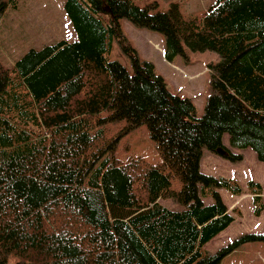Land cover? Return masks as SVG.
<instances>
[{"label":"trees","instance_id":"trees-1","mask_svg":"<svg viewBox=\"0 0 264 264\" xmlns=\"http://www.w3.org/2000/svg\"><path fill=\"white\" fill-rule=\"evenodd\" d=\"M63 9L76 40L29 49L12 74L0 64V264H219L242 244L264 243L263 230L204 252L234 220L219 188L243 189L201 170L204 150L243 160L225 134L264 162V0H213L195 17L177 4L153 11L132 0H65ZM121 19L161 34L167 61L218 54L201 116L139 56ZM114 41L129 69L109 59ZM141 125L160 162L136 172L141 157L122 165L116 145ZM247 188L259 216L262 186L249 180Z\"/></svg>","mask_w":264,"mask_h":264},{"label":"rangeland","instance_id":"rangeland-1","mask_svg":"<svg viewBox=\"0 0 264 264\" xmlns=\"http://www.w3.org/2000/svg\"><path fill=\"white\" fill-rule=\"evenodd\" d=\"M65 0H0V64L12 74V68L29 49H40L45 45L61 40L74 41L77 36L66 16L63 4ZM138 6L150 5L153 11H164L171 4H177L184 17L199 16L213 0H132ZM1 3L5 7L1 8ZM104 23L108 21L106 13L100 14ZM127 40L133 45L141 58L151 61L157 72L164 77L170 92L189 97L196 108V116L203 114L205 103L213 93L210 85L211 64L219 61L214 51L191 52L186 56H176L171 61L164 57V37L156 32L138 28L125 19L120 21ZM109 59L118 60L129 69L128 58L122 53L117 42L112 43ZM123 122L108 124L102 141L110 140L123 125ZM226 148L232 152H241L243 160L231 162L220 154L204 150L201 170L213 176L236 180L243 189L240 196L233 195L224 188H219L224 203L228 206L233 222L220 234L205 244V253H213L238 237L247 233H261L264 230V208L259 216L253 213L251 194L247 188L249 180L257 181L262 186L264 206V162L256 159L252 149L238 150L229 146L228 136H223ZM116 158L120 164L132 162L133 157H141V166L159 164L154 144L145 125L138 126L122 135L116 145ZM178 187V182L174 181ZM211 203V197L204 199ZM159 202L170 209H180L172 199H160ZM14 260L15 257L11 256ZM219 264H264V243L248 242L240 245L226 255Z\"/></svg>","mask_w":264,"mask_h":264},{"label":"water","instance_id":"water-1","mask_svg":"<svg viewBox=\"0 0 264 264\" xmlns=\"http://www.w3.org/2000/svg\"><path fill=\"white\" fill-rule=\"evenodd\" d=\"M216 152L222 156H226L227 155V152L226 150H224L222 147H219L216 149Z\"/></svg>","mask_w":264,"mask_h":264},{"label":"crops","instance_id":"crops-1","mask_svg":"<svg viewBox=\"0 0 264 264\" xmlns=\"http://www.w3.org/2000/svg\"><path fill=\"white\" fill-rule=\"evenodd\" d=\"M201 161H202V159H201ZM239 196H240V195H239ZM223 201H224V200H223ZM225 204H226V203H225ZM226 206H227V205H226ZM227 207H228V206H227ZM228 212L231 213V211H229V209H228ZM219 234H220V233H219Z\"/></svg>","mask_w":264,"mask_h":264}]
</instances>
